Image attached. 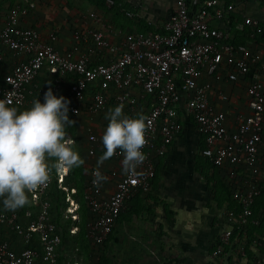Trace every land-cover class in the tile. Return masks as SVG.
Wrapping results in <instances>:
<instances>
[{
    "label": "built area",
    "instance_id": "1",
    "mask_svg": "<svg viewBox=\"0 0 264 264\" xmlns=\"http://www.w3.org/2000/svg\"><path fill=\"white\" fill-rule=\"evenodd\" d=\"M241 3L174 0L172 14L159 28L150 29L147 21L149 31L123 34L104 29L89 11L84 19L90 25L71 30L62 50L57 43L63 25L42 36L25 24L35 1L13 3L0 26V62L9 56L17 61L1 77L0 99L22 108L29 86L42 75L48 78L53 94L70 101L69 119H83L81 151L89 163L105 151L101 137L109 108L123 104L129 116L142 113L149 128L142 149L146 160L134 175L122 171L118 150L107 160L110 169L99 168L106 177L99 187L93 183L97 166L91 164L81 192L71 170H53L50 182L29 194L25 206L6 211L0 198V264H80L74 246H104L128 200L149 191L158 160L185 121L198 135L200 157L221 174L233 203L211 257L230 244L234 231L243 234L257 225L250 215L264 165V18L244 14ZM114 4L105 0L108 8ZM225 86L243 95L244 111L235 112L231 122ZM236 252L226 264H242L243 252Z\"/></svg>",
    "mask_w": 264,
    "mask_h": 264
},
{
    "label": "crops",
    "instance_id": "2",
    "mask_svg": "<svg viewBox=\"0 0 264 264\" xmlns=\"http://www.w3.org/2000/svg\"><path fill=\"white\" fill-rule=\"evenodd\" d=\"M41 1L35 2V9L25 21V24L38 31L42 36L46 35L49 29L57 25H63L65 34L59 37L57 43L58 48L61 50L68 46L71 30L75 28L84 30L90 25L88 20L84 19L86 12H95L101 18L104 29L108 28L115 33L123 34L146 32L152 28H159L163 22L169 19L174 8V0H114L115 4L110 8L106 7L105 0H82L78 4L73 3L74 0H68L63 4L59 1V3H52V8L45 6V4L41 5ZM237 1L242 2L244 14L257 19L264 18V4L244 2V0ZM125 11L131 12L133 16L126 18L123 14ZM4 17L5 15L0 17V26ZM147 21H151L153 24L150 29L145 25ZM213 25H220V23H214ZM113 34L110 33V36L114 39L120 36L119 34H116V36ZM16 61V56H9L1 61L0 69L4 72L3 74L7 73ZM225 90L228 91L230 97L228 120L231 122L235 112L244 111L243 95L242 93L230 91L228 86H225ZM219 108L225 109L226 106L222 104ZM190 141L194 143L196 141L198 149L200 148V140L193 126L189 121H185L179 136L172 141L165 155L158 160L149 191L147 193L138 192L128 200L121 214V221L116 224L106 242L119 240L124 236L126 225L132 219L138 202L140 206L146 204L142 199L152 195L159 188L156 180L160 172L168 169L167 158L178 151L182 142L187 144ZM197 155V159L200 162L202 160L204 163L203 168L207 169V177L219 182L226 192L222 195L221 193L218 194L212 200H206L207 206L200 212H190L191 202L188 197L184 196L190 191L184 187V184H182L184 189L181 191L183 194L181 197H178L176 201L170 198L165 202L167 203L165 208L170 209L173 214L170 216L169 222L167 221L169 215L159 214L160 220L165 223L166 233L164 244L160 247V251L165 253V259L160 264L173 262L183 264H226L236 257L237 250L243 252L242 264H264V165L260 169L262 190L251 207L250 215V221L257 222V225H249L247 232L243 234L240 231H234L230 244L222 247L221 254L211 257L219 235L227 227L224 213L232 208L233 203L229 198L227 189L222 184L221 174L200 157L199 150ZM97 161L98 158H93L90 163L97 166ZM111 165V162L105 161L100 168L110 169ZM108 190L110 191L111 187H108Z\"/></svg>",
    "mask_w": 264,
    "mask_h": 264
},
{
    "label": "clouds",
    "instance_id": "3",
    "mask_svg": "<svg viewBox=\"0 0 264 264\" xmlns=\"http://www.w3.org/2000/svg\"><path fill=\"white\" fill-rule=\"evenodd\" d=\"M51 82H49L50 84ZM44 102L32 101L25 110L10 106L12 100L0 99V198L6 211H15L29 203V194L46 186L53 170L70 171L84 164L75 141L67 138L69 103L55 96L51 87L44 92ZM124 105L109 108L107 126L101 140L105 151L98 158L93 183L100 186L106 177L99 168L119 150L123 156L122 171L134 175L146 160L142 149L148 143L147 116H129Z\"/></svg>",
    "mask_w": 264,
    "mask_h": 264
},
{
    "label": "rangeland",
    "instance_id": "4",
    "mask_svg": "<svg viewBox=\"0 0 264 264\" xmlns=\"http://www.w3.org/2000/svg\"><path fill=\"white\" fill-rule=\"evenodd\" d=\"M15 1L0 0V17L6 15ZM59 1L63 4L68 0H42L39 3L52 8V3H59ZM80 1L82 0L72 2L78 4ZM3 73L0 69V79ZM49 82L48 78L43 77V75L36 79L27 90L24 106L18 109L30 108L32 101L36 99L43 103L44 92L49 87L52 90V84H49ZM74 121L75 124L67 128V136L75 141L74 150L78 151L80 157L84 160L83 165L71 170L76 181L81 183L86 181V171L91 163L86 161L87 159L81 151L84 135L80 130V125L83 119L79 118ZM179 147L174 155L167 158L168 169L160 172L157 177L156 183L159 184V188L152 195L142 199L147 205L140 206L139 202L136 205L132 219L126 225V232L123 237L119 240L108 241L104 246L95 250L82 243L78 247L74 246L80 255V264H160L165 259V253L160 251V247L164 244L166 233L165 223L160 220L159 214L169 215L168 222L173 214L170 209L165 208L167 206L165 202L170 198L176 201L178 197L183 195L181 191L185 187L190 191L187 192V195L184 194L191 202L190 212H200L206 208V200H212L218 194L221 193L222 195L226 192L219 182L207 177V169L202 166L204 163L202 160L200 162L197 159L199 149L196 141L195 143L190 141L187 144L182 142ZM182 184H184V187Z\"/></svg>",
    "mask_w": 264,
    "mask_h": 264
},
{
    "label": "trees",
    "instance_id": "5",
    "mask_svg": "<svg viewBox=\"0 0 264 264\" xmlns=\"http://www.w3.org/2000/svg\"><path fill=\"white\" fill-rule=\"evenodd\" d=\"M260 5H263L264 4V1H261L260 3H259ZM71 174H73V172L71 171ZM72 182H73V184L75 185V187L77 188V190L79 191V192H81V190H82V186H83V183L84 182H81V183H78L77 181H76V179H75V176H74V174L72 175ZM82 242H80V244H81ZM82 244H84V243H82ZM81 244V245H82Z\"/></svg>",
    "mask_w": 264,
    "mask_h": 264
}]
</instances>
